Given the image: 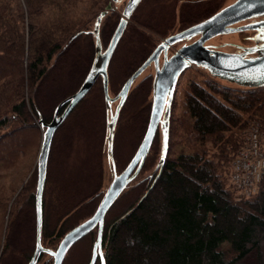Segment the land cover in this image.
Returning a JSON list of instances; mask_svg holds the SVG:
<instances>
[{
	"label": "trees",
	"instance_id": "obj_1",
	"mask_svg": "<svg viewBox=\"0 0 264 264\" xmlns=\"http://www.w3.org/2000/svg\"><path fill=\"white\" fill-rule=\"evenodd\" d=\"M202 1L183 2L181 7ZM98 2L0 0V180L18 165L31 139L40 148L41 122H50L56 106L75 93L87 75L95 54L94 22L104 7L95 14L92 28L87 17ZM120 17L107 13L102 18V46L108 44ZM119 67L114 53L107 69L113 97L136 69L120 72ZM152 82L147 76L131 87L119 111L113 138L117 173L146 131ZM179 98L174 95L171 103L163 163L157 167L158 129L139 174L105 215L101 242L105 264H264V179L258 192L247 198H238L230 181L232 159L246 141L245 117L258 118L264 130V87H231L218 79L191 81ZM178 100L182 113L176 115ZM136 107L139 110L133 111ZM94 108L107 113L100 77L52 139L42 195L45 248L55 250L69 230L90 217L106 190L100 182L81 188L65 174L66 161H61L69 153L65 131L81 119L80 113ZM124 120L138 126L137 136L119 159L117 143ZM36 181L35 166L18 191L16 185L11 184L9 191L0 183V238L4 229L0 264H27L33 255ZM52 196L60 202L58 212ZM96 237L97 228L69 249L62 264L81 244L87 251L82 264H88ZM42 262L52 264L53 258L43 253L37 264Z\"/></svg>",
	"mask_w": 264,
	"mask_h": 264
},
{
	"label": "water",
	"instance_id": "obj_2",
	"mask_svg": "<svg viewBox=\"0 0 264 264\" xmlns=\"http://www.w3.org/2000/svg\"><path fill=\"white\" fill-rule=\"evenodd\" d=\"M117 1L112 0L113 3ZM140 1L128 0L122 17L105 48L100 41L99 27L111 5L108 4L99 13L93 27L95 54L87 75L77 91L56 106L50 122H41L44 131L36 163V242L33 255L27 264H37L43 253L53 258L52 264H62L69 249L95 228H97V237L93 243L88 264H95L98 259L100 264H105L101 247L105 215L127 185L139 174L158 129L161 133V154L157 167L163 163L168 147L172 99L178 79L188 67L193 65L201 67L207 70L212 77L239 87H264V38H262L264 35V0H235L206 19L165 38L127 78L117 95L110 96L107 69L126 25ZM196 36H199L196 40L181 46L170 57L166 56L168 46L184 40H191ZM162 51L164 59L162 65L159 66V55ZM152 62L155 66V73L152 82V101L148 125L130 161L121 172L117 173L113 160V138L119 111L125 103L134 81ZM99 77L102 80L108 113L106 150L107 158L113 169V178L102 194L94 213L69 230L55 250L48 249L41 244L42 195L52 139L57 128ZM115 102L116 106L113 109L112 104ZM62 107L63 109L59 113Z\"/></svg>",
	"mask_w": 264,
	"mask_h": 264
},
{
	"label": "rangeland",
	"instance_id": "obj_3",
	"mask_svg": "<svg viewBox=\"0 0 264 264\" xmlns=\"http://www.w3.org/2000/svg\"><path fill=\"white\" fill-rule=\"evenodd\" d=\"M105 1L106 0H99L96 8L94 9L92 6L90 7L87 19L89 18L91 22V28L95 14L98 13L102 7L105 9V7L110 4L111 8L107 11V13L120 14L122 17V9L124 10L126 5L125 2H128V0H124L114 4L112 0H109V3L105 5ZM233 1L234 0H203L200 3L193 5L188 3L187 7L185 8L181 7V0H142L139 6L133 11L114 52L117 64L120 66L119 71L126 72L133 70V68L138 65L136 67L137 69L140 64L138 62L143 60L146 54L153 47L159 44L163 39L167 38L166 36L177 32L179 29H182L191 23L200 21V19L204 18L208 13L211 12V10L227 5ZM183 15H185V17H183ZM187 18L190 20L189 23L183 25L180 21L182 20V22H185ZM188 41L184 40L183 43ZM178 43L179 44L176 43V45L173 46V49H171L170 53H173L174 50H177V48L182 45V42ZM103 47L105 48L106 45ZM147 76H153L152 66L145 69L134 81L131 87H136ZM209 79L211 80L217 78L212 77L207 70L201 67L194 65L190 66L179 77L174 95L178 99L180 97L181 91L191 81L202 82ZM220 81L223 84L229 85L231 87L237 86L226 81ZM49 96L50 92H46V97ZM115 105L116 104L112 105L113 109L115 108ZM133 109V111L139 110L138 107ZM83 110L84 108L82 109V112ZM84 112L85 113L83 114L80 113L83 115L80 116L81 119L74 120L72 123L73 125H71L65 131L66 137L69 141V153L65 154V158H62L61 160L66 161L63 166V170L65 174L70 175V177L74 179L83 189H87L90 187V185L93 186L97 184V182H100L102 188L105 189L113 178V169L111 172L110 169L112 166L110 167L111 164L107 158L106 150V125L108 113L105 114L104 109L102 108H94ZM181 113L182 110L178 100L175 114L178 115ZM245 118L247 119V122L249 120L257 121L260 122L262 126V123L258 118H251L247 116ZM122 124L125 126H122L119 132L120 134L118 133L119 138L117 143V150L120 154L119 159H123V156H125V154L127 155L128 151L130 150L131 145L134 143V140L137 136L138 127L136 124H133L128 120H124ZM39 130L43 132L44 128L40 126ZM38 149V143L36 144V140L31 139V142L28 144L24 155L20 158L18 165H16L13 169H9L5 172L2 171V173H4L0 183L5 187L4 189L9 190V187L12 184L16 185V191H18L25 184L26 180L30 177L36 166ZM54 197L55 196H52L50 202L52 203L54 211L58 212L60 209V202ZM3 234L4 229L0 238V245H2ZM261 244L264 252V242ZM83 246L84 244H81L75 249L67 264H82V262H84L83 260L85 259L87 251Z\"/></svg>",
	"mask_w": 264,
	"mask_h": 264
},
{
	"label": "built area",
	"instance_id": "obj_4",
	"mask_svg": "<svg viewBox=\"0 0 264 264\" xmlns=\"http://www.w3.org/2000/svg\"><path fill=\"white\" fill-rule=\"evenodd\" d=\"M245 144L231 162L230 181L238 198L256 194L264 179V130L257 121H248Z\"/></svg>",
	"mask_w": 264,
	"mask_h": 264
},
{
	"label": "flooded vegetation",
	"instance_id": "obj_5",
	"mask_svg": "<svg viewBox=\"0 0 264 264\" xmlns=\"http://www.w3.org/2000/svg\"><path fill=\"white\" fill-rule=\"evenodd\" d=\"M118 1H124V0H118ZM117 1V2H118ZM142 1V0H141ZM141 1L139 2V4L141 3ZM182 1V3L183 2H193L192 0H181ZM195 1H201V0H194V2ZM235 1V0H234ZM233 1V2H234ZM233 2H231V3H233ZM127 3V1L125 2V4ZM231 3H229V4H227V5H224V6H222V7H220L219 9H217L216 11H213V13H211L210 15H208V17L209 16H211V15H213L214 13H216L217 11H219L220 9H222V8H224V7H226V6H228V5H230ZM124 4V5H125ZM139 4L136 6V8L139 6ZM135 8V9H136ZM122 11H123V9H122ZM122 13V12H121ZM184 17H185V15H184ZM207 18V17H206ZM206 18H204V19H206ZM204 19H202V20H204ZM202 20H200V21H202ZM200 21H197V22H194V23H191L190 25H187V26H185L184 28H182V29H179L177 32H175V33H173V34H176V33H178V32H180V31H182V30H184V29H186V28H188V27H190V26H192V25H194V24H196V23H198V22H200ZM183 25H185L186 23L185 22H182V20L180 21ZM173 34H171V35H173ZM171 35H168V36H171ZM168 36H166V37H168ZM199 36H196L195 38H192L191 39V41H188V42H186V43H183L184 41H181L182 42V45L181 46H183V45H185V44H189V43H191V42H193L194 40H196L197 38H198ZM164 40V39H163ZM162 40V41H163ZM161 41V42H162ZM160 42V43H161ZM159 43V44H160ZM159 44H157L155 47H153L148 53H147V55L145 56V58H143V60L141 61V63L139 64V66L144 62V60L152 53V51L159 45ZM177 44H179L178 42H177ZM174 45H176V43H174V44H172V45H170V46H168V49H167V53H166V56L167 57H170L171 55H173L179 48H177V50H174V52L172 53H170V51H171V49H173V46ZM163 59H164V53H163V51L160 53V55H159V66H161L162 65V62H163ZM150 66H152V68H153V76H154V73H155V66H154V63L152 62L147 68H149ZM146 68V69H147ZM153 76H152V78H153Z\"/></svg>",
	"mask_w": 264,
	"mask_h": 264
},
{
	"label": "snow or ice",
	"instance_id": "obj_6",
	"mask_svg": "<svg viewBox=\"0 0 264 264\" xmlns=\"http://www.w3.org/2000/svg\"><path fill=\"white\" fill-rule=\"evenodd\" d=\"M262 38H264V35H262ZM138 155H139V153H138Z\"/></svg>",
	"mask_w": 264,
	"mask_h": 264
}]
</instances>
